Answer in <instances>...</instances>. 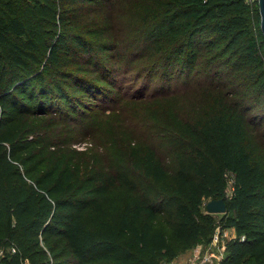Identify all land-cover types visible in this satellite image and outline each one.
<instances>
[{"label":"trees","instance_id":"16d2710c","mask_svg":"<svg viewBox=\"0 0 264 264\" xmlns=\"http://www.w3.org/2000/svg\"><path fill=\"white\" fill-rule=\"evenodd\" d=\"M106 1L0 0V264H164L210 244L218 227L236 231L220 264H264L258 0H160L147 15L148 63L161 84L180 66L209 75L216 93L159 124L153 138L173 159L139 144L125 165L99 168L69 157L61 126L86 123L129 71ZM95 11L106 13L87 20ZM219 199L227 213H208Z\"/></svg>","mask_w":264,"mask_h":264},{"label":"rangeland","instance_id":"374dc122","mask_svg":"<svg viewBox=\"0 0 264 264\" xmlns=\"http://www.w3.org/2000/svg\"><path fill=\"white\" fill-rule=\"evenodd\" d=\"M112 1L101 2L105 3L107 11L112 15V25L108 32L114 31L122 45H125L120 65L127 67L129 71L119 75L122 89L113 91L110 100L106 97L110 102L97 105L99 108L93 113L85 112L86 116H91L86 123L77 126L65 123L61 126V133H67L72 139V142L66 144L67 147H71L68 154L72 155L69 157H73L76 162L92 163L99 168L117 167L125 165L124 154L129 153L133 147L138 148L140 144L141 153L144 155L146 150L157 148L166 160L173 159L174 150L163 141L154 139L153 134L158 132L159 124L174 122L179 116L198 112L209 96L216 93L209 89L211 77L202 72L198 75L196 72L189 74L187 68L182 72L181 67L177 66L174 68L173 76L170 78L166 76L170 81L161 84L164 83L161 76L164 71H158L160 66L153 68L155 65L148 63L147 55L153 47L149 33L152 25L147 24L150 19L147 15L160 5V0ZM105 13L92 12L88 14L87 20L95 21ZM108 14L106 21H110ZM145 25L148 28H145ZM154 29L155 27L150 30L151 33ZM144 30L146 33H143ZM113 53V50H110L106 56H112ZM149 67L152 68L154 80L149 89L142 90L149 76ZM145 68L147 69L144 70ZM201 71H207V68H201ZM93 102L94 107L97 102ZM77 117L83 118L82 115ZM82 125L84 130L80 127ZM257 135L254 134L253 147L257 159L264 163V138L259 139ZM120 193L121 191L116 192L117 195ZM190 252L176 260L188 261Z\"/></svg>","mask_w":264,"mask_h":264},{"label":"built area","instance_id":"2783aa9c","mask_svg":"<svg viewBox=\"0 0 264 264\" xmlns=\"http://www.w3.org/2000/svg\"><path fill=\"white\" fill-rule=\"evenodd\" d=\"M234 237L236 235L232 236L230 230L222 231V228L218 227L213 241L208 245H198L193 248L188 261L174 260L164 264H220L226 255L227 241Z\"/></svg>","mask_w":264,"mask_h":264},{"label":"water","instance_id":"95a60500","mask_svg":"<svg viewBox=\"0 0 264 264\" xmlns=\"http://www.w3.org/2000/svg\"><path fill=\"white\" fill-rule=\"evenodd\" d=\"M261 14V29L264 34V0H258ZM207 211L211 214H225L228 211V205L225 199L212 200L207 204Z\"/></svg>","mask_w":264,"mask_h":264},{"label":"crops","instance_id":"0c3cea01","mask_svg":"<svg viewBox=\"0 0 264 264\" xmlns=\"http://www.w3.org/2000/svg\"><path fill=\"white\" fill-rule=\"evenodd\" d=\"M230 232H231V234H232V236H235L236 235V231L235 230H230ZM192 252H193V249L191 250V252H190V255H192ZM187 255V254H186ZM185 256V255H184ZM187 259H185V260H180L181 262H184V261H186Z\"/></svg>","mask_w":264,"mask_h":264}]
</instances>
